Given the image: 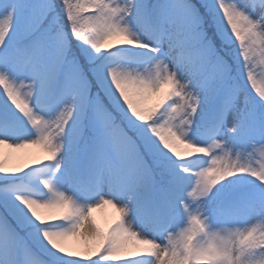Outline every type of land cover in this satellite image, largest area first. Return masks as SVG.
I'll return each mask as SVG.
<instances>
[{"label": "snow or ice", "instance_id": "snow-or-ice-1", "mask_svg": "<svg viewBox=\"0 0 264 264\" xmlns=\"http://www.w3.org/2000/svg\"><path fill=\"white\" fill-rule=\"evenodd\" d=\"M28 145L0 264H264V0H0V148Z\"/></svg>", "mask_w": 264, "mask_h": 264}, {"label": "rangeland", "instance_id": "rangeland-1", "mask_svg": "<svg viewBox=\"0 0 264 264\" xmlns=\"http://www.w3.org/2000/svg\"><path fill=\"white\" fill-rule=\"evenodd\" d=\"M259 45H257V48ZM257 60H259V57H257ZM259 71V68L257 69ZM0 152H3L8 160V167L10 169H15L19 167H24L26 165H33L37 161L44 160L46 153L39 145H28L22 149L17 150H11L7 148H0ZM253 163L255 166L259 167L261 164H264V155L257 153ZM46 212V217L48 215L47 210H42ZM60 210L55 209L51 211V215H58ZM117 213L115 209H113L111 206H104L100 209H96L93 214L92 218L95 219L96 223L101 226V228H107V226L115 219ZM255 225L259 228L261 226H264L261 224V222L256 221L254 222ZM252 225H248V227H251ZM69 246L73 250H77L79 247H81L80 242L78 239L73 238L69 240Z\"/></svg>", "mask_w": 264, "mask_h": 264}, {"label": "trees", "instance_id": "trees-1", "mask_svg": "<svg viewBox=\"0 0 264 264\" xmlns=\"http://www.w3.org/2000/svg\"><path fill=\"white\" fill-rule=\"evenodd\" d=\"M40 161H42V160H40Z\"/></svg>", "mask_w": 264, "mask_h": 264}]
</instances>
